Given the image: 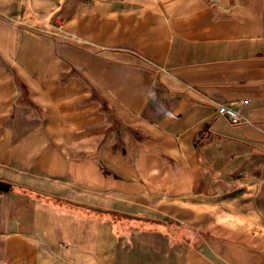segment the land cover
Listing matches in <instances>:
<instances>
[{"label": "crops", "instance_id": "obj_1", "mask_svg": "<svg viewBox=\"0 0 264 264\" xmlns=\"http://www.w3.org/2000/svg\"><path fill=\"white\" fill-rule=\"evenodd\" d=\"M0 264H264V0H0Z\"/></svg>", "mask_w": 264, "mask_h": 264}, {"label": "built area", "instance_id": "obj_2", "mask_svg": "<svg viewBox=\"0 0 264 264\" xmlns=\"http://www.w3.org/2000/svg\"><path fill=\"white\" fill-rule=\"evenodd\" d=\"M244 101L243 103H246ZM217 113L227 117L232 124H240L245 121L244 117L234 108L233 105L219 104Z\"/></svg>", "mask_w": 264, "mask_h": 264}, {"label": "rangeland", "instance_id": "obj_3", "mask_svg": "<svg viewBox=\"0 0 264 264\" xmlns=\"http://www.w3.org/2000/svg\"><path fill=\"white\" fill-rule=\"evenodd\" d=\"M28 8H30L31 10L28 9V14H29V15H28V16L26 15V16H27V17H26V20H27V18H29V19H34L35 21H33V23H39V22H37V20H36V18H38V16H37L36 14H35V15H36V16H35V15L32 13V8H31V7H28ZM21 18H22V17H21ZM44 18H45V17L42 15V16H41V19L44 20ZM22 19H23V18H22ZM42 22H43V21H40L39 24H42ZM39 24H37V25H39Z\"/></svg>", "mask_w": 264, "mask_h": 264}]
</instances>
